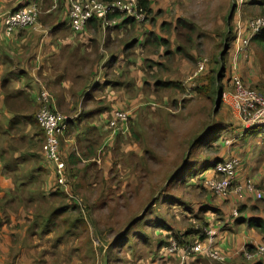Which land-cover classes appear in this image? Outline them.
<instances>
[{
  "label": "crops",
  "instance_id": "1",
  "mask_svg": "<svg viewBox=\"0 0 264 264\" xmlns=\"http://www.w3.org/2000/svg\"><path fill=\"white\" fill-rule=\"evenodd\" d=\"M31 2L39 3L43 10L35 26L9 36L0 24V264L83 263L80 242L84 244L90 224L97 223L104 207L118 196L121 159L135 155L143 160L151 151L133 139L138 136L134 132L138 117L153 121L157 107L167 108L169 101L176 105L175 100L181 104L187 99L195 109L187 118L191 124L184 133V144L219 145V156L211 158L212 162L242 158L237 181L244 187L209 202L223 214L207 223L217 232L214 246L226 261L212 258L203 249L187 253L188 244L178 243L179 250L168 253L163 251L168 245L160 244L158 261L247 264L245 249L264 243V229L257 226L264 224V125L242 128L244 124L231 113L225 99L218 109L212 108L210 92L214 90L208 66L198 79L200 89L188 94L182 88L181 81L197 65L173 52L175 47L190 55L196 52L178 37V21L187 18L177 11L174 17L154 14L147 22L138 23L115 13L106 20L92 19L80 35L68 23V0H0V21ZM149 2L152 12L159 10ZM191 39L187 35V41ZM152 46L154 50H150ZM238 49L234 42L230 48L232 75L241 76L246 85L261 87L263 53H256L250 43L246 60V50L240 53ZM230 85L228 91L233 81ZM44 88L53 97L52 107L69 119V128L61 138L67 158L64 185L57 183L54 165L43 154L45 134L37 113ZM117 108L131 117L127 124H120L122 131L111 127L110 111ZM217 113L219 122L213 118ZM165 119L159 117L157 125H166ZM140 128L150 142L148 128L144 123ZM167 129H160V139L169 135ZM225 130H230L229 134H224ZM210 171L207 168L203 174ZM249 182L255 183L262 198L245 188ZM209 203H204L207 212L213 209ZM235 208L239 216L233 218ZM202 234H194L193 244L203 248L207 243ZM158 261L155 264H160Z\"/></svg>",
  "mask_w": 264,
  "mask_h": 264
},
{
  "label": "rangeland",
  "instance_id": "2",
  "mask_svg": "<svg viewBox=\"0 0 264 264\" xmlns=\"http://www.w3.org/2000/svg\"><path fill=\"white\" fill-rule=\"evenodd\" d=\"M245 2L152 0L153 7L159 10L151 12L148 20L154 14L158 17L162 14L174 17L177 11L181 12L183 18H187L182 19L178 37L185 41H181V44H187L196 52L193 55L188 54L185 49L183 52L182 49L177 52L176 47L173 52L179 57H188L193 65L200 59H208V70L214 90L210 92L213 109L216 108L217 100H221L223 104L227 86L231 88L233 81V54L230 53V48L236 40L237 22L264 16V0H249L246 4ZM189 25L193 28L192 32L187 28ZM187 35L192 36L189 42ZM154 49L153 46L150 48ZM171 56L175 57L173 54ZM249 57L243 56L246 60ZM261 67L264 73L263 60ZM247 86L260 90L256 85ZM173 101H169L170 106L167 108L157 107L152 115L153 121L144 116L138 117V124L134 128L138 136L133 135V139L138 141L143 149L151 151L147 152L143 160L135 155L121 159L122 167L117 177V186L120 188L118 196L104 207L96 219L97 223L90 224V232L85 234L84 244L80 242L79 252L83 262L81 264H155L158 261L160 244H193L196 240L194 234L204 233L209 218L213 222L217 216L223 215L222 211L217 209L218 206L209 203L216 202L218 198L208 192L210 190L205 184V178L212 175L213 167L210 165L213 162L210 160H214L216 155L219 156V145L192 147L191 144H184L187 139L184 133L191 124L187 118L190 116L189 112L195 108L191 107V100L188 99L181 104L175 100L176 105H172ZM229 109L234 115L230 107ZM113 111L114 109L110 111V115ZM228 115L232 117L230 113ZM159 117H166V125H157ZM213 118L215 122H219L218 113L214 114ZM130 119L129 113L127 123ZM239 122L243 124L241 118ZM143 123L148 128L147 136L151 138L150 142H146L143 128H140ZM243 126L245 125H242V128ZM167 127L165 133L168 132L169 135L160 139V129ZM229 132L230 130H225L224 134ZM173 133L177 137L171 135ZM207 168H211L210 174H203ZM122 188L125 189L124 192ZM204 203H209L210 205L206 206L213 209L207 212ZM199 204L202 205L201 209L198 208ZM96 213L98 214V211ZM75 253L77 252L71 254ZM244 261L249 263L245 259Z\"/></svg>",
  "mask_w": 264,
  "mask_h": 264
},
{
  "label": "built area",
  "instance_id": "3",
  "mask_svg": "<svg viewBox=\"0 0 264 264\" xmlns=\"http://www.w3.org/2000/svg\"><path fill=\"white\" fill-rule=\"evenodd\" d=\"M68 23L76 34H84L88 23L92 19L106 20L110 14L122 13L127 18L138 23L146 22L149 18L147 10L140 4L139 0H68ZM42 7L37 2H31L22 8L10 12L2 17L0 24L4 32L11 36L16 30L35 26L38 23ZM264 30V16H256L245 21L239 20L236 26V40L239 45V52L248 49L250 40L255 33ZM245 55L249 52L246 50ZM208 59H200L195 69L181 81L182 88L190 94L199 88L198 79L206 71ZM224 99L237 114L247 128L264 125V93L253 87L247 86L241 77L235 73L233 76V87L224 94ZM53 97L47 89L40 91L38 98V122L45 134V145L43 154L45 160L54 165V173L58 184L67 183V162L61 149V138L69 127L68 116L55 110L52 107ZM111 127L122 131V123H127L129 114L125 110H114L111 114ZM243 167V160L240 157L219 160L212 169L210 178H206L205 184L210 192L217 198H227L233 192H240L243 185L239 184L238 176ZM245 188L254 193L257 198H262L263 193L255 183H247ZM232 216H239L238 209L232 211ZM206 235V247L199 243L188 244L185 248L187 253H196L200 249L209 254L212 258L226 261L225 257L215 248L217 232L211 226L204 230ZM178 245L172 242L164 247L163 251L176 252ZM243 257L250 264L264 261V243L251 249H245ZM248 263V264H249Z\"/></svg>",
  "mask_w": 264,
  "mask_h": 264
},
{
  "label": "trees",
  "instance_id": "4",
  "mask_svg": "<svg viewBox=\"0 0 264 264\" xmlns=\"http://www.w3.org/2000/svg\"><path fill=\"white\" fill-rule=\"evenodd\" d=\"M140 1V4L147 10V13L150 15L151 12H152V9L150 7V2L149 0H139ZM131 20V19H130ZM134 21V20H133ZM183 21L180 20L179 21V27H181V25L183 24L182 23ZM188 29L192 28L191 26H188L187 27ZM193 29V28H192ZM165 43H168L167 41H165ZM250 43H251V47L252 49L254 50H260L259 52L255 51L256 53H263V61H264V30L262 32H258V33H255L251 40H250ZM182 48H177V52L181 51ZM184 50L182 49V52ZM198 89V88H197ZM196 89V90H197ZM199 89H200V86H199ZM260 91H262L264 93V82L262 83V86L260 87ZM69 128V127H68ZM216 135V133H214ZM64 155V158L67 162V158L65 156V154L63 153ZM219 161V160H218ZM218 161H214L210 166L213 167L215 165L216 162ZM239 212V211H238ZM233 217V216H232ZM233 218H236V217H233ZM257 226L261 227V230L264 229V224H257ZM203 237V236H202ZM194 243V242H193ZM251 249V248H249ZM264 263V261H261V262H257V263H254V264H262Z\"/></svg>",
  "mask_w": 264,
  "mask_h": 264
},
{
  "label": "water",
  "instance_id": "5",
  "mask_svg": "<svg viewBox=\"0 0 264 264\" xmlns=\"http://www.w3.org/2000/svg\"><path fill=\"white\" fill-rule=\"evenodd\" d=\"M220 105H221V100H217V102H216V109H218Z\"/></svg>",
  "mask_w": 264,
  "mask_h": 264
}]
</instances>
